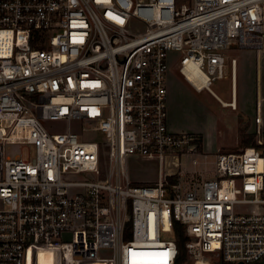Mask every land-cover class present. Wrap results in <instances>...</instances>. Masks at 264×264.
Masks as SVG:
<instances>
[{
	"label": "built area",
	"instance_id": "1",
	"mask_svg": "<svg viewBox=\"0 0 264 264\" xmlns=\"http://www.w3.org/2000/svg\"><path fill=\"white\" fill-rule=\"evenodd\" d=\"M263 43L264 0H0V264H175V225L193 264L263 258L264 138L203 151L167 108L172 52L236 107L225 52Z\"/></svg>",
	"mask_w": 264,
	"mask_h": 264
},
{
	"label": "rangeland",
	"instance_id": "2",
	"mask_svg": "<svg viewBox=\"0 0 264 264\" xmlns=\"http://www.w3.org/2000/svg\"><path fill=\"white\" fill-rule=\"evenodd\" d=\"M131 24V28L135 30L143 28L142 23L137 20H132ZM225 53L227 65L230 56L237 59L235 108L222 105L205 88L195 90L178 71L174 52L169 59L168 124L174 130L197 133L203 151L233 150L244 145H254L258 137L264 138V43L263 46L253 49L229 48ZM210 89L221 100L227 102L230 99L228 69L222 77L213 78ZM256 116L261 117L260 121L255 120ZM5 152H22L25 155L27 149L19 144L9 143L5 145ZM127 170L132 180L142 182L155 180L159 172L156 159L134 155L127 158ZM220 259L218 254H206L203 259L198 260V264H233L223 263ZM181 264H193V259L187 256ZM250 264H264V256Z\"/></svg>",
	"mask_w": 264,
	"mask_h": 264
},
{
	"label": "trees",
	"instance_id": "3",
	"mask_svg": "<svg viewBox=\"0 0 264 264\" xmlns=\"http://www.w3.org/2000/svg\"><path fill=\"white\" fill-rule=\"evenodd\" d=\"M243 144H245V142H243ZM174 235L178 244V254L177 257L175 259V264H181L183 261H185L187 259L186 256V250H185V246H184V240L186 238V236L183 234L182 228L180 225H175L174 227ZM221 262L223 263H232L229 261H226L224 259H220ZM257 262V261H256ZM255 263V262H253Z\"/></svg>",
	"mask_w": 264,
	"mask_h": 264
},
{
	"label": "bare ground",
	"instance_id": "4",
	"mask_svg": "<svg viewBox=\"0 0 264 264\" xmlns=\"http://www.w3.org/2000/svg\"><path fill=\"white\" fill-rule=\"evenodd\" d=\"M199 74H200V72L198 71V69H197V68H194V69L192 70V72H191L190 77L193 78L194 76L199 75ZM235 75H236V74H235ZM208 90L213 94V92L211 91L210 88H209ZM216 98H217L220 102L222 101V100H221L220 98H218L217 96H216ZM221 104H222V105H230L229 102H222ZM232 108H235V107H232Z\"/></svg>",
	"mask_w": 264,
	"mask_h": 264
},
{
	"label": "crops",
	"instance_id": "5",
	"mask_svg": "<svg viewBox=\"0 0 264 264\" xmlns=\"http://www.w3.org/2000/svg\"><path fill=\"white\" fill-rule=\"evenodd\" d=\"M236 70H237V63H236ZM236 73H237V71H236ZM237 76V75H236ZM235 76V77H236ZM167 80H168V78H167ZM195 89V88H194ZM234 89H235V81H234ZM196 90V89H195ZM212 91V90H211ZM235 96H236V102H237V89H236V92H235ZM222 102H226V101H221V103ZM228 102V101H227ZM158 176V175H157ZM149 180V179H148ZM135 181V180H134ZM137 182H142V181H139V180H136ZM149 181H153V180H149ZM143 182H148V181H143Z\"/></svg>",
	"mask_w": 264,
	"mask_h": 264
},
{
	"label": "water",
	"instance_id": "6",
	"mask_svg": "<svg viewBox=\"0 0 264 264\" xmlns=\"http://www.w3.org/2000/svg\"><path fill=\"white\" fill-rule=\"evenodd\" d=\"M236 264H244L243 261H237Z\"/></svg>",
	"mask_w": 264,
	"mask_h": 264
}]
</instances>
